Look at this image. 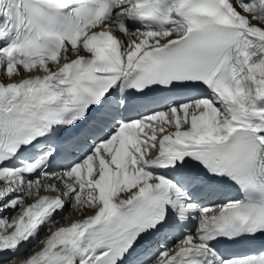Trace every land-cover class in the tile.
<instances>
[{
  "label": "snow or ice",
  "instance_id": "snow-or-ice-1",
  "mask_svg": "<svg viewBox=\"0 0 264 264\" xmlns=\"http://www.w3.org/2000/svg\"><path fill=\"white\" fill-rule=\"evenodd\" d=\"M0 72V264H264V0H0Z\"/></svg>",
  "mask_w": 264,
  "mask_h": 264
},
{
  "label": "rangeland",
  "instance_id": "rangeland-1",
  "mask_svg": "<svg viewBox=\"0 0 264 264\" xmlns=\"http://www.w3.org/2000/svg\"><path fill=\"white\" fill-rule=\"evenodd\" d=\"M87 214H91L90 212L89 213H87ZM75 215V218L76 219H79V218H81L80 216H78V215H76V214H74ZM71 216H72V214H71ZM70 218H72V217H70ZM38 248L40 247V246H37ZM39 250V249H38ZM32 255V254H31ZM31 255H29L28 257L26 256V257H24V258H19L18 260H17V262H16V264H21V262L22 261H24V260H26V259H28Z\"/></svg>",
  "mask_w": 264,
  "mask_h": 264
},
{
  "label": "bare ground",
  "instance_id": "bare-ground-1",
  "mask_svg": "<svg viewBox=\"0 0 264 264\" xmlns=\"http://www.w3.org/2000/svg\"><path fill=\"white\" fill-rule=\"evenodd\" d=\"M25 75H28V74H25ZM14 79H15V78H14ZM0 81H3V82H5V83L9 82L5 76H4L3 78H1ZM172 130L174 131V129H172ZM33 252H34V251H31V253H33Z\"/></svg>",
  "mask_w": 264,
  "mask_h": 264
}]
</instances>
